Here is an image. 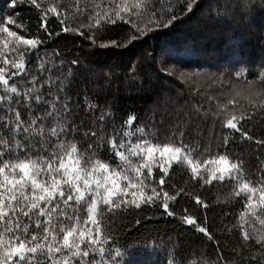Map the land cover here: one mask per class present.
Wrapping results in <instances>:
<instances>
[{
	"label": "snow or ice",
	"instance_id": "6c2138e0",
	"mask_svg": "<svg viewBox=\"0 0 264 264\" xmlns=\"http://www.w3.org/2000/svg\"><path fill=\"white\" fill-rule=\"evenodd\" d=\"M27 3L37 10L36 34H25L28 29L16 13L18 0H10L7 12L0 11V264H150L146 247L121 240L114 229L117 215L145 209L177 218L208 241L215 240L214 260L200 252L183 257L170 252L166 264H264V165L250 175L243 157L228 151L227 134L221 140L224 151L214 153L186 140L190 122L202 118L199 106L177 115L162 139L157 118L163 120V114L158 109L143 118L135 111L122 114L104 95L111 68L89 77L79 55L45 46L64 36L73 43L82 38L89 47L119 48L191 20L197 11L202 13L197 27L211 35L221 23H245L253 10L264 14V0H216L209 11L201 9L199 0H159V5L157 0ZM118 23L128 26L126 34L120 40L106 38L109 26ZM160 70L177 79L191 78L164 61ZM126 75L135 82L136 66ZM248 75L241 59L213 80L244 76L245 87L235 95L249 100L253 113L237 114V100L230 98L216 101L214 116L223 129L251 141L242 123L252 118L257 108L253 97L262 92ZM257 75L264 85V73ZM259 105L264 106V99ZM255 143L264 147V140ZM174 166H182L201 188L214 182L230 188L227 198L242 204L241 239L231 255L220 248L206 216L202 222L196 211L185 207L178 214L172 207L183 194L199 208H208L201 195L167 184ZM151 219L146 214L131 223L138 228ZM234 227L220 230L231 232Z\"/></svg>",
	"mask_w": 264,
	"mask_h": 264
},
{
	"label": "trees",
	"instance_id": "16d2710c",
	"mask_svg": "<svg viewBox=\"0 0 264 264\" xmlns=\"http://www.w3.org/2000/svg\"><path fill=\"white\" fill-rule=\"evenodd\" d=\"M255 2L259 4V0ZM64 3L71 4L74 0H64ZM157 3L159 5V0ZM199 3L201 9L209 11L215 9L216 0H199ZM9 4L10 0H0V11L7 12ZM16 13L28 29L25 34H36L37 10L27 0L23 3L18 0ZM201 18L202 13L197 11L191 20L177 23L175 27L159 29L119 48L89 47V42L82 38L73 43L72 39L64 36L53 37L45 46L57 47L69 56L79 55L84 61L86 76L100 75L111 68L112 80L104 95L122 114L135 111L143 118L150 109H158L163 114V120L159 116L157 118L162 139L169 135L177 115L182 116L193 107H201L202 118H193L191 126L187 127L185 139H190L197 147H207L214 153L217 150L224 151L221 140L227 134L231 141L228 151L243 157L252 175L264 165V147L255 143L256 140H264V106L259 105V101L264 99V85L260 84L261 77L257 75L264 73V14L259 9L253 10L245 23L231 27L221 23L211 35L201 30L203 26L197 27ZM52 27L55 28V25ZM127 30V25L118 23L109 26L105 36L120 40ZM241 59L250 73L247 78L256 81V90L262 92L260 97H253L257 108L252 118L242 123V128L252 136L251 141L243 138L240 132L223 129L219 118L214 116L216 101L224 103L230 98L237 100V114L253 113L249 100L235 95L236 91L245 87L244 76L239 80L235 77L213 80L229 69L234 61ZM161 61L165 65H175L191 78L181 80L169 76L160 70ZM133 65L139 77L135 82H130L126 74ZM141 84L143 87H140ZM166 179L168 185H175L176 189L183 187L193 196L199 194L205 199L208 204L206 211L196 206L191 196L183 194L172 207L178 214L185 207L194 210L202 222L206 216L207 226L220 240V248L226 255H231L241 239L238 215L242 204L234 198H227L230 188L215 182L213 186L201 188L190 180L182 166H174ZM146 214H151L152 219L145 221L142 226L137 228L131 223L135 218L143 219ZM232 225L236 227L231 232L227 229L221 232L222 227ZM114 229L121 240H135L141 247H146L150 264H166L170 252L178 257L195 256L200 252L207 259L216 258L215 240L208 241L203 234L177 218L148 213L147 209L144 212L130 211L122 216L117 215Z\"/></svg>",
	"mask_w": 264,
	"mask_h": 264
}]
</instances>
